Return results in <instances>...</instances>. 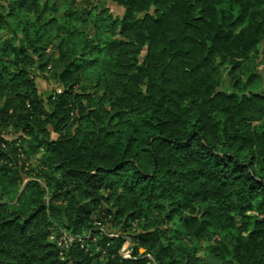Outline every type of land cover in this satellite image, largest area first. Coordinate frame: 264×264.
Segmentation results:
<instances>
[{
	"label": "trees",
	"instance_id": "16d2710c",
	"mask_svg": "<svg viewBox=\"0 0 264 264\" xmlns=\"http://www.w3.org/2000/svg\"><path fill=\"white\" fill-rule=\"evenodd\" d=\"M12 1L0 29L24 26L18 48L0 44V264H264V91L249 63L264 0H111L120 17L85 13L108 37L57 27L49 55L47 3ZM35 70L59 90L42 97ZM4 133L42 165L11 166ZM106 221L136 222L131 258L120 237L95 255L49 240Z\"/></svg>",
	"mask_w": 264,
	"mask_h": 264
},
{
	"label": "rangeland",
	"instance_id": "374dc122",
	"mask_svg": "<svg viewBox=\"0 0 264 264\" xmlns=\"http://www.w3.org/2000/svg\"><path fill=\"white\" fill-rule=\"evenodd\" d=\"M12 3V0H0V9L8 12V5L9 3ZM44 3H47V8L45 11V17L46 18H55L56 24L53 27V38L50 40L49 43L43 44L44 47V54L49 55L52 54L54 51V45L58 43L59 38L62 36L57 34V27H62L68 31L74 30L76 27L79 30H83L84 25H87L88 28H92L94 31L95 37L100 36L102 39L105 37H108L111 34V31H107L93 25L92 17L86 15V12H90L91 15L98 14L100 10L106 9L110 14L113 16L120 17L123 14V8L117 6L115 3H113L111 0H40V5L42 6ZM23 14V13H22ZM23 15L20 16V19H11L9 18L7 21V24L0 29V44H3L7 39L12 38V36H16L17 39L15 41V46L18 48V46L21 44V28L24 26L23 24ZM30 20H33V17H31ZM102 31V32H99ZM56 36V37H55ZM259 53H256L251 56L249 59V63L255 68L256 72H258V79L254 85L253 90L255 92L263 93L264 91V42L260 43L258 45ZM34 60H37V57H34ZM91 67H87V73L91 70ZM31 70H34L32 68ZM89 70V71H88ZM95 73L96 70H95ZM34 81L37 86L38 92L42 97H47V95L53 93V91L59 90V86L54 83L52 80H48L44 76H49V72H40L35 70L33 73ZM225 75L223 80L221 81V86H227L226 82L224 81ZM256 125V124H254ZM264 122L257 123V127L263 126ZM16 135L12 133H4L3 138L5 140L11 141L13 140L15 145L17 146V150L11 152L12 157V163L11 166L18 169L19 172L22 174L33 172L32 169L42 165V162L45 161V156L41 152H37L33 154L30 152V149L24 145L22 142L19 141V139H16ZM53 138H55V135H52ZM24 164V165H23ZM30 179H26L24 183H21L18 186V190L21 191L24 187V184L29 181ZM18 184V183H17ZM15 185H12L14 187ZM248 216L252 217H258L259 215L254 211H248ZM175 222H177V218H174ZM239 220V218H238ZM169 225H172L168 223ZM106 230L112 231V241L117 238H122L124 241L121 245V247L118 250V255L122 258H131L132 257V248L134 246V242H132L131 238L138 232L139 228L137 227L136 222L129 223L127 225V228L123 229L120 224L114 225L111 224V222L106 221V223L103 225ZM56 228H60L62 231L68 232L66 229H64L61 226H54L53 230ZM58 229L57 233L53 230L52 232L54 234H57L58 236L61 235V230ZM56 235V236H57ZM51 236V235H50ZM49 236V240H56L52 239ZM53 236V235H52ZM103 239L100 238L94 245L88 247V251L91 247V254L95 255L98 252H101V244H99V241ZM206 244L204 242L201 243V249L198 252V256L200 258H205L207 256L206 252ZM143 253V252H141ZM149 257V255H146ZM99 260L103 259V253L100 254Z\"/></svg>",
	"mask_w": 264,
	"mask_h": 264
},
{
	"label": "built area",
	"instance_id": "2783aa9c",
	"mask_svg": "<svg viewBox=\"0 0 264 264\" xmlns=\"http://www.w3.org/2000/svg\"><path fill=\"white\" fill-rule=\"evenodd\" d=\"M58 229L60 228L54 229L53 232L57 233ZM53 232H51L50 238L51 240L53 238L56 239L52 240V242L60 249L61 255H64L66 251H69L73 247L88 250V247L93 246L100 238L112 240V231L106 230L99 222L94 227L78 234H71L61 230V235L58 236Z\"/></svg>",
	"mask_w": 264,
	"mask_h": 264
},
{
	"label": "water",
	"instance_id": "95a60500",
	"mask_svg": "<svg viewBox=\"0 0 264 264\" xmlns=\"http://www.w3.org/2000/svg\"><path fill=\"white\" fill-rule=\"evenodd\" d=\"M141 252H144V250H143V249H140V253H141Z\"/></svg>",
	"mask_w": 264,
	"mask_h": 264
}]
</instances>
